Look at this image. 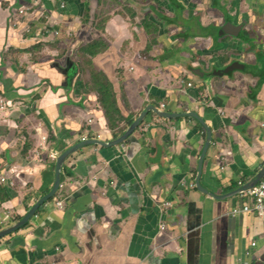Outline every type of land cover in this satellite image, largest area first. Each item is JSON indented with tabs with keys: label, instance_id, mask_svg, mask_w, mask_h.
<instances>
[{
	"label": "crops",
	"instance_id": "1",
	"mask_svg": "<svg viewBox=\"0 0 264 264\" xmlns=\"http://www.w3.org/2000/svg\"><path fill=\"white\" fill-rule=\"evenodd\" d=\"M226 2L231 17L250 18L257 8L255 0ZM143 6L144 0H0V101L6 105L0 107V167L5 149L14 158L9 179L0 180V216L3 206L10 211L21 204L10 213L23 217L49 193L52 152L86 139L113 142L148 105L205 116L214 136L200 180L208 192L231 193L264 165V64L253 67L247 54L245 70L202 85L189 67H200L210 57L204 50L221 39L214 43L213 29L203 34L179 23L180 16L176 24L154 16L160 25L150 28ZM220 17L210 11L204 23ZM96 41L107 47L92 46ZM224 42L238 43L231 36ZM229 62L223 58L219 66ZM182 79L184 92L176 87ZM102 82L116 94L114 128L99 100ZM147 119L118 146H89L69 157L57 198L31 221L43 235L22 230L0 243V264L7 250L16 252L11 264H264V219L241 213L250 198L215 201L192 186L205 139L197 121ZM218 151L225 153L222 168ZM68 222L62 244L50 252L27 250L33 236L50 238Z\"/></svg>",
	"mask_w": 264,
	"mask_h": 264
},
{
	"label": "water",
	"instance_id": "2",
	"mask_svg": "<svg viewBox=\"0 0 264 264\" xmlns=\"http://www.w3.org/2000/svg\"><path fill=\"white\" fill-rule=\"evenodd\" d=\"M255 4L257 8L250 9V12L254 16V18H252L253 16H250V18L247 16V18L241 23L228 21L226 24H224V26H222V29L218 33L219 36L221 37L219 38L221 39L219 45L217 42V44L215 45L216 47L212 45L209 50H204V53H202L204 56H210V57L209 58L206 57L207 59L202 60L200 67H194L193 66L194 64L191 67H189L190 73L196 75L199 78V80L203 82L202 85H205L208 80L210 81L213 78H222L234 71L245 70L248 65L246 64L245 59L250 54L254 56V59L250 60L251 62H253L252 64L253 67L255 68L258 67V63L260 62L264 64L263 58L261 57V54L264 51V34H262V30L258 28L259 26L257 25V22L259 20L258 18L255 17L259 12L260 13L264 12V0H255ZM263 21L261 23H263ZM227 36H231L232 38L236 39L238 43L230 47L227 46L225 44L226 42H224V38ZM212 37L213 36H211V39L214 43H216V41L219 40V39H214ZM228 51L234 54H230L228 56L227 54ZM227 57H228V61L230 62L227 65L220 67L219 62L223 58H227ZM176 87L180 89L182 92H184V80L182 79L180 82H178V85ZM192 87H188V88H192ZM117 102L119 103V100H117ZM148 114L153 115V121H155L156 118L169 119V120H174V119L177 120L179 118H194L197 121L199 128L202 130L203 135L205 136L203 148L197 156L198 158L196 162V170L192 183V186L195 187V190L197 192L209 196L215 201H225L229 198L238 195L241 198L240 196L241 193H244L247 190L251 189L254 185H256L260 180L263 179L264 165L247 182L240 183L238 187L235 188V190L231 191V193L225 195H216L214 193L208 192L201 185L200 180H201V173L203 170V161L206 158L207 150H209L210 146L214 144L213 142L214 136L211 126H209L206 122L205 116H203L196 110L172 111L153 105H148L140 112L137 118L133 122H131L125 133L122 134L121 137H119L113 142L105 143L104 141H101L99 138L86 139L78 143L77 145L70 147L61 154L55 151L57 153V159L55 161L56 163L55 181L52 189L44 197L37 200L36 203L29 208V210L26 212V214L23 217H19L18 215H16L18 214L16 212L10 213L11 210H14V208H17L21 204L15 206L14 208L13 207L10 208V211H8V208L3 206V209L5 210L6 213L3 216H0V225L4 224L5 220H9L12 224L6 228H2L0 226V243H2V245H5L6 243L5 240H8L11 236L15 235L16 233L22 230H29L31 231V233L33 232L39 233L38 225L34 226L31 223V221L34 218H36V215L40 212L43 206L48 204L52 199L57 198V195L62 187V182H63V180H61L63 166L66 163V161L70 159L69 157H72L75 153L89 146L95 145L102 147H114L124 143L127 137L132 132H134L138 127L143 126L147 122H150V119H147ZM221 151H218L219 157L216 160L219 166L223 164L225 159V153ZM4 152L6 155V162L3 163L0 167V180L1 181L4 180L3 183L6 182L5 179L7 180L9 179V175H8L9 169L11 165L14 164V158L10 150L5 149ZM14 194L18 198V194L16 192ZM46 229L49 230L50 233H52V230L49 226H47ZM70 229H71V222H68L67 225L66 224L64 225V228L61 232L52 235L50 238L39 239L33 236L31 242H29L27 246V250H33V251L36 250L34 252H38V253L50 252L52 248H55V246L62 244V237L66 232H69ZM7 242H9V240ZM15 253H16L15 250L11 252L7 250V253L3 256L2 264H11L10 260L11 261L16 260Z\"/></svg>",
	"mask_w": 264,
	"mask_h": 264
},
{
	"label": "flooded vegetation",
	"instance_id": "3",
	"mask_svg": "<svg viewBox=\"0 0 264 264\" xmlns=\"http://www.w3.org/2000/svg\"><path fill=\"white\" fill-rule=\"evenodd\" d=\"M143 9L145 13L144 23L151 26L150 28H159L160 23L158 24L156 20H153L154 16L157 17L158 15V21H161L159 20V18H161L172 24H176L175 22L180 16L178 19L179 23L184 21L186 25H193V27L196 28L199 26L203 30V34L206 33L205 31L208 30L209 27L213 29L211 30V34L214 39L221 38L218 33L222 29V26L228 21L241 23L247 18V15L244 14H235V17H231L230 6L226 0H144ZM210 11L221 13V17L217 20L211 19L213 21L209 20V22H205V24V15L209 14ZM180 12L184 14L187 13L189 17H184ZM166 13L171 15V17L167 16ZM180 27H182V25H179V28Z\"/></svg>",
	"mask_w": 264,
	"mask_h": 264
},
{
	"label": "built area",
	"instance_id": "4",
	"mask_svg": "<svg viewBox=\"0 0 264 264\" xmlns=\"http://www.w3.org/2000/svg\"><path fill=\"white\" fill-rule=\"evenodd\" d=\"M20 11L21 13L24 12V10H20ZM187 86L192 87L193 83L188 82ZM0 107L1 109L6 108L4 101H0ZM93 122L94 120L91 119L90 124H93ZM50 158L51 160L56 161L57 153L52 152L50 154ZM240 196L241 198L243 196H247L251 200L249 204L242 205L241 213H252V214H255L257 217L264 219V177L256 185H254L251 189L247 190L244 193H241ZM58 205L59 207H61L63 203L59 202ZM163 229H164V226L161 225L160 230H163ZM251 246L254 247L255 243H252Z\"/></svg>",
	"mask_w": 264,
	"mask_h": 264
},
{
	"label": "trees",
	"instance_id": "5",
	"mask_svg": "<svg viewBox=\"0 0 264 264\" xmlns=\"http://www.w3.org/2000/svg\"><path fill=\"white\" fill-rule=\"evenodd\" d=\"M97 42V41H96ZM101 42H97V43H92V46H95L97 44H100ZM102 45V43H101ZM102 47H107V44L103 43ZM92 56H94L93 53H91ZM99 93V100L101 101L102 107L105 111V114L108 117L109 122L111 123L112 128H114L115 124H116V120H113L112 117L110 116L111 113H119V111L114 107V103H115V93L113 91L112 88H110V86L105 85L102 82L101 83V88L98 91ZM117 101V98H116Z\"/></svg>",
	"mask_w": 264,
	"mask_h": 264
},
{
	"label": "rangeland",
	"instance_id": "6",
	"mask_svg": "<svg viewBox=\"0 0 264 264\" xmlns=\"http://www.w3.org/2000/svg\"><path fill=\"white\" fill-rule=\"evenodd\" d=\"M259 14H261V13H259ZM141 21H143V20L141 19Z\"/></svg>",
	"mask_w": 264,
	"mask_h": 264
}]
</instances>
